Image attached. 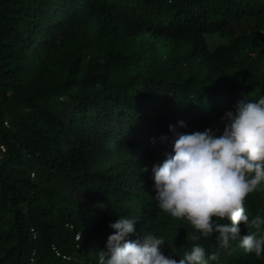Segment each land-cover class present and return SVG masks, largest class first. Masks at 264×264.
Here are the masks:
<instances>
[{
	"label": "trees",
	"instance_id": "trees-1",
	"mask_svg": "<svg viewBox=\"0 0 264 264\" xmlns=\"http://www.w3.org/2000/svg\"><path fill=\"white\" fill-rule=\"evenodd\" d=\"M108 31L128 41L115 46ZM263 34L264 0H0V264H98L121 217L137 219L128 239L163 236L173 258L199 244L219 252L209 264H250L235 240L226 250L216 233L193 240L163 212L152 167L176 132L222 128L237 101L264 96L262 77L246 96L231 75ZM145 36L175 49L165 73L118 67L143 62L135 37ZM245 210L264 217V181Z\"/></svg>",
	"mask_w": 264,
	"mask_h": 264
},
{
	"label": "clouds",
	"instance_id": "clouds-1",
	"mask_svg": "<svg viewBox=\"0 0 264 264\" xmlns=\"http://www.w3.org/2000/svg\"><path fill=\"white\" fill-rule=\"evenodd\" d=\"M221 120L222 128L175 133L172 153L152 167L155 199L163 212L196 230L193 240L216 233L218 248L226 250L239 237L245 252L261 258L264 235L241 234L239 225L259 229L264 224V217L250 220L245 210L246 197L264 181V96L240 99ZM136 221L121 217L110 222L115 231L107 237L106 251H99L98 264H209L218 259V251L206 256L199 244L179 259L165 255L159 248L165 239L153 232L128 239Z\"/></svg>",
	"mask_w": 264,
	"mask_h": 264
},
{
	"label": "rangeland",
	"instance_id": "rangeland-1",
	"mask_svg": "<svg viewBox=\"0 0 264 264\" xmlns=\"http://www.w3.org/2000/svg\"><path fill=\"white\" fill-rule=\"evenodd\" d=\"M71 0H66V4H70ZM106 36H110L111 39H113V45H124L126 41H128L123 35L121 36H111L110 32L106 33ZM208 41L212 46L217 45L221 43L220 38L218 35H208L207 36ZM136 43L139 48L140 52H143L144 54H141V57H145L143 62L140 60H137V57L135 55H132V58L135 60V64L130 67V65L126 64L124 61L119 62V68L122 67V70L127 73H133V74H139L144 75L148 77L150 75L149 72L155 75L163 74L166 72V70L169 68L171 64L170 57L174 55V48L171 47V44L168 43V45H160L158 42L153 40L149 37H135ZM260 41L264 45V34L262 37H260ZM65 46V45H63ZM62 46V47H63ZM146 47H152L156 50L157 54H149L148 50H146ZM70 49V47L62 48V50ZM138 51L137 47L133 49V52ZM95 59L99 60V64L104 63V57L101 55H95ZM172 59V58H171ZM104 65V64H103ZM106 66H110V72L112 71V67L109 63H107L103 68L106 69ZM232 75V81L238 85L240 90L246 94V96H250L257 92L258 90V83H256L255 80H258L259 77H262L264 81V46L261 47L258 52L250 54L249 61L246 62L243 69L238 71L231 72ZM258 216V215H257ZM256 217V216H255ZM218 222H225L223 220H220ZM250 231H254L257 233V235H263L262 234V228L260 226L259 229L257 228H251ZM244 234V233H241ZM235 242L240 246L239 243V237L235 239ZM249 259L250 264H264V257L257 258L254 254L246 252ZM183 257V255H182Z\"/></svg>",
	"mask_w": 264,
	"mask_h": 264
},
{
	"label": "built area",
	"instance_id": "built-area-1",
	"mask_svg": "<svg viewBox=\"0 0 264 264\" xmlns=\"http://www.w3.org/2000/svg\"><path fill=\"white\" fill-rule=\"evenodd\" d=\"M2 150H3V148H2ZM55 253L57 254V255H59V252L55 249Z\"/></svg>",
	"mask_w": 264,
	"mask_h": 264
}]
</instances>
